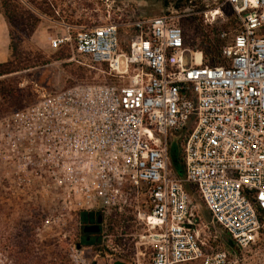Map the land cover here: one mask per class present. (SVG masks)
<instances>
[{
    "label": "built area",
    "instance_id": "1",
    "mask_svg": "<svg viewBox=\"0 0 264 264\" xmlns=\"http://www.w3.org/2000/svg\"><path fill=\"white\" fill-rule=\"evenodd\" d=\"M190 22L213 28L222 64L186 45ZM61 26L50 49L127 82L42 92L2 120L0 157L15 165L16 185L102 213L100 250L90 261L93 246L74 245L76 264H132L107 234L114 213L141 229L135 264L147 253L149 264H247L242 252L264 241V0H182L153 17Z\"/></svg>",
    "mask_w": 264,
    "mask_h": 264
},
{
    "label": "rangeland",
    "instance_id": "2",
    "mask_svg": "<svg viewBox=\"0 0 264 264\" xmlns=\"http://www.w3.org/2000/svg\"><path fill=\"white\" fill-rule=\"evenodd\" d=\"M39 1L42 0H0L1 11L6 10L5 6L9 2L22 7L23 10L29 11V13H25L24 25L26 26V32L22 36V46L27 50H40L46 59L50 61L44 66L19 72L11 76L18 79L20 88L24 90L29 89L30 93L29 97H23L22 106H16L4 114H0V129L4 118L13 112L25 110L37 102L42 92L54 94L79 85L123 84L127 82L126 76L113 77L107 73L106 65L96 64L88 57L75 56V59L71 60L70 55L69 57L59 58L60 55H57L58 50L50 49L48 41L50 38L56 37L64 31L61 26L62 21L69 25L77 26L102 24L107 22L109 17L111 21H117L119 18L121 20H128V16L136 15L153 17L167 11L171 2L168 1L166 4V0H108V2H104V0H54L56 3L54 4L55 7H51L48 4L50 10H45L43 7L40 9L37 7ZM108 9H110V16L107 13ZM27 16H29L28 21H26ZM199 28L203 32L213 29L211 26L201 24L200 22L186 23L184 26L186 34L185 42L193 50L201 51L202 47L200 43L203 32L201 33ZM125 38V35H123L122 39ZM126 46L127 43L123 41V47L126 48ZM178 138L176 136L175 141H178ZM174 149L175 151L176 149L180 150L177 143H175ZM14 167L13 163L7 162L0 157V187L2 189L0 202H9L14 208L13 215L9 217L6 214L7 210H4V213L0 212V233L5 231L8 224L11 226L16 225L17 218L19 217L18 214L23 211V208L31 210L29 203L40 205L44 209H47L49 217L44 226L36 232L38 240L35 247H37L38 256L43 251L56 254L62 250L61 255L64 256V264H76L75 257H73L75 255L73 247L77 241H81L83 228L86 226L79 219V211L69 210L68 207L61 204L58 201L57 195L59 191L57 189H51V192L47 193L46 189L37 192L34 188L16 185ZM9 192L11 193L12 202L7 197ZM201 214L206 220L208 213L203 207H201ZM108 222L107 234L110 235L113 244L117 248H120L118 252L124 258H127L128 261H132V264H135L133 263L136 252L134 243L137 240V234L140 233V227L136 226L133 217L128 214L114 213L108 218ZM216 230L220 236L224 237V232L221 228L216 227ZM74 233H78L77 237L73 236ZM66 237H70V243L66 249H64L65 246L62 244L58 248L56 247L57 245L54 246L55 243L65 240ZM114 239H119L121 246L117 245ZM227 247L229 248L230 246L228 245ZM96 251L93 247L85 253L87 259L92 261ZM139 257L142 264H149V253L143 258ZM241 257L247 264H264V241L257 248L242 252ZM21 261L16 256L9 258L5 253L0 255V264H21L24 261H27L28 264H38L37 260L34 262L30 261L31 263L28 260ZM45 262L47 264L48 260L46 259Z\"/></svg>",
    "mask_w": 264,
    "mask_h": 264
},
{
    "label": "trees",
    "instance_id": "3",
    "mask_svg": "<svg viewBox=\"0 0 264 264\" xmlns=\"http://www.w3.org/2000/svg\"><path fill=\"white\" fill-rule=\"evenodd\" d=\"M174 3L175 7H180L182 5V0H166ZM38 8H44L45 10H50V6L55 7L54 0H42L39 1ZM48 4L50 6H48ZM6 10L1 11L4 16L7 24L10 35V45H9V58L7 61L0 63V114H4L8 110L15 108L16 106H22L23 97H29L30 90L23 89L19 87V81L16 77H11L16 73L23 72L26 70L34 69L36 67H41L48 64L50 61L42 54L38 49L27 50L23 48L22 36L25 35L26 26L25 23V13L29 11L23 10L22 7L18 5L11 4L10 2L6 4ZM54 11V10H53ZM28 17V18H27ZM26 17L29 19V16ZM20 24V26H19ZM228 23L222 25L223 28H226ZM194 28V27H193ZM201 31V28H199ZM197 29V30H199ZM203 30L201 31V33ZM201 52L203 53L202 63L208 65H218L224 62V59L221 55V45L220 41L215 34L213 29L210 31H205L202 34L201 40ZM60 57H69L71 55L70 50L67 47H63L57 51V55ZM172 161L173 165L176 168L178 174H182L183 163L179 151L172 149ZM187 190L196 197L195 186L192 183L186 184ZM2 189L0 187V195ZM8 199L12 202L11 193L8 194ZM31 208H23V211L18 214L17 222L15 226L8 224L5 231L0 233V255L5 253L7 257L14 258L15 256L20 261L28 260L29 263L37 260L38 264H45V260H48L47 264H64V256L61 252L56 254L46 253L43 251L40 256L37 254V233L40 230L44 223L48 221V211L44 207L37 204H30ZM6 211L7 217L13 215L14 208L9 202H0V212L4 213ZM79 219H81L85 225H91L96 223L99 216H103L102 213L97 209H92L89 211H79ZM206 219H209V214ZM8 220H10L8 218ZM78 235L74 233L73 236ZM77 237V236H76ZM225 237V236H224ZM70 237H66L65 240L55 243L54 246H65L66 249L69 246ZM100 238H101V226L100 230L97 233H84L81 236V241H77L76 245L78 246H88L93 245V247L98 252L100 250ZM115 243L121 246L119 239H114ZM62 244V245H60ZM226 244L229 245L233 250L234 246L230 239L226 238ZM225 244V245H226ZM226 246V247H227ZM63 249V248H62ZM35 259V260H34ZM128 261V259L126 258ZM21 261V262H22ZM31 261V262H30ZM59 262V263H58ZM21 264H28L27 261Z\"/></svg>",
    "mask_w": 264,
    "mask_h": 264
},
{
    "label": "crops",
    "instance_id": "4",
    "mask_svg": "<svg viewBox=\"0 0 264 264\" xmlns=\"http://www.w3.org/2000/svg\"><path fill=\"white\" fill-rule=\"evenodd\" d=\"M10 35L8 24L0 12V63L7 61L9 58Z\"/></svg>",
    "mask_w": 264,
    "mask_h": 264
},
{
    "label": "water",
    "instance_id": "5",
    "mask_svg": "<svg viewBox=\"0 0 264 264\" xmlns=\"http://www.w3.org/2000/svg\"><path fill=\"white\" fill-rule=\"evenodd\" d=\"M101 219H102V217L99 216L97 218L96 223L84 226L83 232L84 233H97V232H99V230H100L99 224L101 222ZM115 264H126V263L117 261Z\"/></svg>",
    "mask_w": 264,
    "mask_h": 264
},
{
    "label": "flooded vegetation",
    "instance_id": "6",
    "mask_svg": "<svg viewBox=\"0 0 264 264\" xmlns=\"http://www.w3.org/2000/svg\"><path fill=\"white\" fill-rule=\"evenodd\" d=\"M115 2V1H114Z\"/></svg>",
    "mask_w": 264,
    "mask_h": 264
}]
</instances>
